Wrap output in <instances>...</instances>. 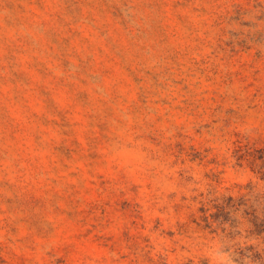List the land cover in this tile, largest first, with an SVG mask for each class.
I'll return each mask as SVG.
<instances>
[{
	"label": "rangeland",
	"instance_id": "374dc122",
	"mask_svg": "<svg viewBox=\"0 0 264 264\" xmlns=\"http://www.w3.org/2000/svg\"><path fill=\"white\" fill-rule=\"evenodd\" d=\"M0 264H264V0H0Z\"/></svg>",
	"mask_w": 264,
	"mask_h": 264
},
{
	"label": "trees",
	"instance_id": "16d2710c",
	"mask_svg": "<svg viewBox=\"0 0 264 264\" xmlns=\"http://www.w3.org/2000/svg\"><path fill=\"white\" fill-rule=\"evenodd\" d=\"M253 230H256L257 234L262 230V224L259 223L258 219H254Z\"/></svg>",
	"mask_w": 264,
	"mask_h": 264
}]
</instances>
